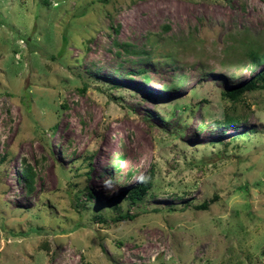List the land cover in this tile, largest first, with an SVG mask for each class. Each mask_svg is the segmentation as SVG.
Wrapping results in <instances>:
<instances>
[{
  "label": "rangeland",
  "instance_id": "1",
  "mask_svg": "<svg viewBox=\"0 0 264 264\" xmlns=\"http://www.w3.org/2000/svg\"><path fill=\"white\" fill-rule=\"evenodd\" d=\"M250 39L264 0H0V264H264V89L221 95Z\"/></svg>",
  "mask_w": 264,
  "mask_h": 264
},
{
  "label": "trees",
  "instance_id": "2",
  "mask_svg": "<svg viewBox=\"0 0 264 264\" xmlns=\"http://www.w3.org/2000/svg\"><path fill=\"white\" fill-rule=\"evenodd\" d=\"M66 41H68V38H66V35H63V37H62V45L63 46L66 45ZM253 41H254V39H250L248 41V43L247 42L245 43L246 47H248V45L250 43V46L248 47L247 55H248L251 63L256 64V65H262L264 63V45H262V47H259L260 46L259 42H255L254 44H252L251 42H253ZM67 44H68V42H67ZM125 45L129 46L130 44L125 43ZM126 50L128 51L127 48H126ZM144 77H145V79H147L146 75H144ZM177 86L178 85H173V86H168L167 88L174 89ZM257 89H264V67L262 69H260L258 72H256L247 81H245L239 85L231 86V87H227V88L223 89L221 95L224 99H227V100L231 101L232 103H238L243 99L244 95L247 92H252V91H255ZM241 121H242V117H240L239 115H236L235 113H231L230 111H226L224 120L217 122V124L222 125L224 127H233V126H236L237 124H239ZM57 128H58V126L56 124L51 127V129L54 133L57 132L56 131ZM122 159H123V157L119 156L113 164L114 169H116L117 171H120V166H121L120 164H121ZM84 162H85L86 170L82 174L88 178L89 171L92 167L91 157L86 158ZM153 173H154V171H153V169H151V172L149 173L148 177H142L140 179V181H138L135 185L128 188L127 190H125L122 193V194H124L123 196L125 197V199L128 200L131 205L138 204L148 194V192L150 191V189L153 186V181H152ZM129 176H131V175H129ZM18 178H19V180H22L24 182V187H25L27 192H30L33 190L34 181H35V172L33 171V169L29 165H25L23 167L21 175ZM84 189H85V187H84ZM85 190H86V193H85L84 203H88V202H92V201L93 202L99 201V199L97 198L95 193H93L89 188L86 187ZM77 198H78V196H77ZM214 198H216V197H214ZM116 206H118V205H116ZM206 207H207L206 203H203L201 205L196 206V208H200V209L201 208L203 209ZM168 210L170 212L175 211V209H168ZM136 216H137L136 214H129V213L118 214L117 216L113 217V220L115 222L122 221V220H130V219L136 218ZM102 220H103V218H102ZM79 227H80V225H76L74 227V230L78 229Z\"/></svg>",
  "mask_w": 264,
  "mask_h": 264
}]
</instances>
